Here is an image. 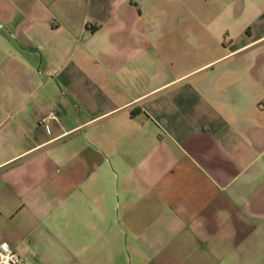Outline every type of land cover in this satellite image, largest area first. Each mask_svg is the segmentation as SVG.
Returning <instances> with one entry per match:
<instances>
[{
    "label": "crops",
    "instance_id": "obj_1",
    "mask_svg": "<svg viewBox=\"0 0 264 264\" xmlns=\"http://www.w3.org/2000/svg\"><path fill=\"white\" fill-rule=\"evenodd\" d=\"M3 242L264 264V0H0Z\"/></svg>",
    "mask_w": 264,
    "mask_h": 264
},
{
    "label": "built area",
    "instance_id": "obj_2",
    "mask_svg": "<svg viewBox=\"0 0 264 264\" xmlns=\"http://www.w3.org/2000/svg\"><path fill=\"white\" fill-rule=\"evenodd\" d=\"M52 120H60L55 109L48 110L39 119V124L46 126L48 132H51L50 122ZM0 264H27L24 258L9 243H0Z\"/></svg>",
    "mask_w": 264,
    "mask_h": 264
}]
</instances>
